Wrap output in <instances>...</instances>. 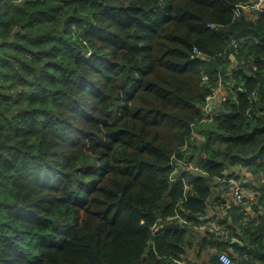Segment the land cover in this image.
I'll list each match as a JSON object with an SVG mask.
<instances>
[{"label": "trees", "instance_id": "obj_1", "mask_svg": "<svg viewBox=\"0 0 264 264\" xmlns=\"http://www.w3.org/2000/svg\"><path fill=\"white\" fill-rule=\"evenodd\" d=\"M248 1L0 0V264H176L211 243L212 264L230 247L264 264L262 210L232 215L248 247L197 231L213 180H264V15L232 12ZM176 152L208 177L171 181Z\"/></svg>", "mask_w": 264, "mask_h": 264}, {"label": "crops", "instance_id": "obj_2", "mask_svg": "<svg viewBox=\"0 0 264 264\" xmlns=\"http://www.w3.org/2000/svg\"><path fill=\"white\" fill-rule=\"evenodd\" d=\"M231 59L233 62L234 58L231 57ZM236 61L238 60L236 59ZM231 67L230 71L232 70ZM201 137L204 138L202 135ZM224 178H239L243 179L246 183H248L247 198L252 203V211L251 213H249V219H258L261 216L260 211L263 210L262 206L260 205V201L264 198V188L260 187V185L264 182V180L259 181V178L256 175L249 172L246 168L240 167L230 168L227 173H225ZM257 182L259 184L258 189H253L251 187V184L256 186ZM212 188L213 192L211 197L209 198L210 205L208 207L207 216L204 217V221L197 228V231H199L200 234L206 237L208 234L207 231H210V233H214L215 235L217 234V232H215V230L211 226H208L211 222H218V224L221 223V228H225V226L228 225L229 227H233V230H231L232 233L226 231L227 236L225 237V241L229 235L231 243H239L242 247H248V242L246 240H241L235 234L234 231L236 230V224H233L232 222V215L235 217L243 215V221H245V215L241 211L240 204L236 201L232 194H229L227 191H224L221 188V184L219 183L218 178L213 180ZM215 246V243H211L209 246L204 248L200 247V244L199 247L195 246L187 254L184 260L185 264H212L213 255L217 253V248ZM225 252H227L236 259L238 258V255L236 254L233 247L228 248Z\"/></svg>", "mask_w": 264, "mask_h": 264}, {"label": "built area", "instance_id": "obj_3", "mask_svg": "<svg viewBox=\"0 0 264 264\" xmlns=\"http://www.w3.org/2000/svg\"><path fill=\"white\" fill-rule=\"evenodd\" d=\"M232 12L234 13L236 18H239L241 16L247 15L249 17H256L259 14L264 15V0H249L246 3H238L235 6L232 7ZM208 27L211 29H217V27L214 24H208ZM195 51L197 49L195 48ZM236 70V69H235ZM233 71V70H231ZM204 82L208 81V76L203 77ZM233 79H225L223 76H221L215 85V87L212 89L211 94L207 97L205 105L203 107V119L202 122H211L213 121L215 115L218 114V110H216V107L219 106V104L222 102L223 97L227 94L228 90H231V87L233 86ZM257 95L256 92H253L251 94L252 99H256ZM195 131H193V136H195ZM192 136V137H193ZM187 149V144H185L181 151H185ZM172 165L174 168V171L171 176V181H179L182 180L186 183V180L179 175H177L179 166L182 165L184 167H187L190 170H197L198 168L194 167V164L183 160L180 158L178 152H176L172 157ZM219 183L221 184V188L224 191H227L229 194H232L236 201L240 204L241 211L244 213V219L245 223L249 222V213L252 211V203L247 198V190H248V183H246L243 179H237V178H224L219 177L218 178ZM262 210L261 212H263ZM184 220L177 214L173 217H168L165 220H160L159 224H155L153 227V230H158L161 226L171 223V222H180L182 223ZM208 226H211L215 232H217V236L225 237L227 236V232L224 230V228L218 224V222H211ZM221 257H224V259H221ZM219 261L221 264H225V260H227L228 264H239L236 260L233 259V257L228 254L227 252H222L219 254ZM176 264H185L184 261L178 260L175 261Z\"/></svg>", "mask_w": 264, "mask_h": 264}, {"label": "water", "instance_id": "obj_4", "mask_svg": "<svg viewBox=\"0 0 264 264\" xmlns=\"http://www.w3.org/2000/svg\"><path fill=\"white\" fill-rule=\"evenodd\" d=\"M232 57L234 58L233 59L234 61H233V65L231 68H232V70H235V69L240 67V63L238 61H236V57L234 55ZM193 175L197 176V177H203V178L208 177V174L203 172L200 169L194 170ZM260 187H264V182L260 185ZM180 227H181V223L171 222V223H167V224L161 226L160 231H165V230H169V229H179Z\"/></svg>", "mask_w": 264, "mask_h": 264}, {"label": "clouds", "instance_id": "obj_5", "mask_svg": "<svg viewBox=\"0 0 264 264\" xmlns=\"http://www.w3.org/2000/svg\"><path fill=\"white\" fill-rule=\"evenodd\" d=\"M128 124H129V126H130V125L135 124V122H134V121H131L130 118H129ZM130 130H137V129H135V128H130ZM137 133H138V136H139V132H138V130H137ZM113 190H114V189L109 188V191H113ZM221 259H224V257H221ZM225 264H228L227 260H225Z\"/></svg>", "mask_w": 264, "mask_h": 264}]
</instances>
